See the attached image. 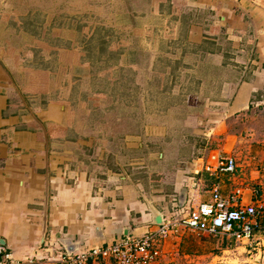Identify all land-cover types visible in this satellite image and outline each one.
<instances>
[{
  "label": "crops",
  "instance_id": "obj_1",
  "mask_svg": "<svg viewBox=\"0 0 264 264\" xmlns=\"http://www.w3.org/2000/svg\"><path fill=\"white\" fill-rule=\"evenodd\" d=\"M144 1L147 7L142 13L145 19L139 24L142 29L183 27L187 42L204 46L185 62L198 82L195 93H201V108L190 119L192 146L173 144L171 150L159 153L150 171H134L133 162H127L125 146L121 154H116L115 149L110 152L92 146L86 152L84 135L76 128L69 133L53 131L54 127L65 130L72 125L66 86L62 87L58 73L52 76L46 67L27 66L16 54L1 51L0 239L13 259L33 258L28 264H65L57 254L62 246L60 240L65 237L79 243L77 252L127 236L145 235L157 228L152 221L154 212L160 213L164 221L184 218L200 203L210 201L213 184L227 198L242 189L237 204L258 208L259 228L247 245L258 243L264 248V223L259 216L264 215L260 210L264 201L257 196L253 199L252 193L245 195V165L234 154L239 136L233 131H220L263 104L264 0ZM49 56L50 53L43 59ZM255 93L261 96L253 99ZM211 142L218 143L217 149L211 148ZM211 154L233 157L236 172L206 171L204 166ZM251 159L252 178L261 184L264 161L256 160V156ZM142 161L146 163V158ZM183 189L187 199L179 207L177 196ZM44 214L47 227L41 243ZM97 227L101 235H97ZM125 228L127 236L123 235ZM237 241L178 226L160 239V256L151 264L190 262L194 257L212 255L213 244L228 251ZM88 264L115 263L102 255Z\"/></svg>",
  "mask_w": 264,
  "mask_h": 264
},
{
  "label": "rangeland",
  "instance_id": "obj_2",
  "mask_svg": "<svg viewBox=\"0 0 264 264\" xmlns=\"http://www.w3.org/2000/svg\"><path fill=\"white\" fill-rule=\"evenodd\" d=\"M146 4L144 0H0V52L16 54L27 66L46 67L52 76L58 73L66 86L72 125L53 131L69 133L76 128L84 135L86 152L92 146L121 154L125 146L134 171H150L159 153L174 145L192 146L191 117L201 108V93H195L198 82L185 64L199 45L185 40L183 27L142 29ZM48 53L50 59H43ZM250 114L240 115L220 131L239 136L234 154L245 165V195L252 193L253 199L264 201V180L255 182L251 166L254 156L264 161V101ZM216 144L211 142V148L217 149ZM259 216L264 223V215ZM247 243L234 242L228 251L213 244L212 255L180 264H249L243 248L250 249Z\"/></svg>",
  "mask_w": 264,
  "mask_h": 264
},
{
  "label": "built area",
  "instance_id": "obj_3",
  "mask_svg": "<svg viewBox=\"0 0 264 264\" xmlns=\"http://www.w3.org/2000/svg\"><path fill=\"white\" fill-rule=\"evenodd\" d=\"M210 173L223 172L234 174L237 169L236 161L231 156L211 154L204 166ZM242 195V189H236L229 197L222 196L217 184H213L212 195L209 202H203L188 213L184 218L176 220L171 217L161 225H156L154 231L145 235L127 236L93 249H85L68 254L62 246L57 249L59 260L65 264H88L98 256L108 255L115 264H151L160 256L158 248L160 239L163 240L178 226L187 229L209 233L212 235H225L235 240L250 241L259 228L256 218L258 208L253 204H237ZM251 246V245H250ZM250 264H264V248L258 243L251 246L247 252ZM33 258L26 260L13 259L5 245L0 243V264H28Z\"/></svg>",
  "mask_w": 264,
  "mask_h": 264
},
{
  "label": "water",
  "instance_id": "obj_4",
  "mask_svg": "<svg viewBox=\"0 0 264 264\" xmlns=\"http://www.w3.org/2000/svg\"><path fill=\"white\" fill-rule=\"evenodd\" d=\"M16 91L18 92V95L20 97V100L23 102V104L26 106L25 104V101L23 99V97L21 96L20 92L18 91V89L15 87ZM32 117L38 122V124L41 126L42 130L45 132V128L43 127L42 123L39 122L35 116L32 114ZM187 199V194H186V190L183 189L177 196V201H178V205L179 207H182L185 203ZM153 218H152V221H153V224L155 225H161L163 223V216L158 213V212H154L153 213ZM46 227H47V221H46V214H44L43 216V227H42V233H41V243L44 242L45 240V234H46ZM96 231H97V235H101L99 233V227L96 228ZM124 236H127V228H125L124 230V233H123ZM0 243L4 245V241L2 239H0ZM60 243L62 245V247L64 248V250L68 253V254H72L74 253L78 246H79V243L73 241L71 238L69 237H65L63 239L60 240Z\"/></svg>",
  "mask_w": 264,
  "mask_h": 264
},
{
  "label": "trees",
  "instance_id": "obj_5",
  "mask_svg": "<svg viewBox=\"0 0 264 264\" xmlns=\"http://www.w3.org/2000/svg\"><path fill=\"white\" fill-rule=\"evenodd\" d=\"M204 42V41H203ZM199 47H200V49L203 47V45L201 44V45H199ZM204 50H206V49H204ZM263 101H264V95H263Z\"/></svg>",
  "mask_w": 264,
  "mask_h": 264
}]
</instances>
